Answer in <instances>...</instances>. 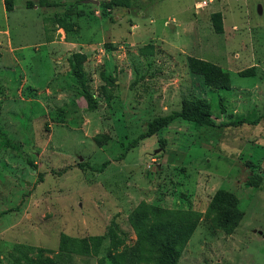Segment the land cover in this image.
I'll use <instances>...</instances> for the list:
<instances>
[{"label": "rangeland", "instance_id": "374dc122", "mask_svg": "<svg viewBox=\"0 0 264 264\" xmlns=\"http://www.w3.org/2000/svg\"><path fill=\"white\" fill-rule=\"evenodd\" d=\"M24 1L4 11L0 0V264H155V241L168 235L149 228L156 207L197 215L176 264H264V0L111 8L51 0L62 4L36 9ZM145 44L152 48L142 54ZM74 51L84 54L91 108L66 61ZM187 56L227 71L228 89L190 74ZM249 66L253 75H238ZM195 99L209 103L216 122L258 121L216 127L175 118L136 138L154 117ZM139 206L147 217L136 220L140 254L130 217ZM63 237L88 252L86 244L60 251Z\"/></svg>", "mask_w": 264, "mask_h": 264}, {"label": "trees", "instance_id": "16d2710c", "mask_svg": "<svg viewBox=\"0 0 264 264\" xmlns=\"http://www.w3.org/2000/svg\"><path fill=\"white\" fill-rule=\"evenodd\" d=\"M130 0H106L103 2V6L106 8L111 7H128ZM61 5L60 1L53 2L51 0H25L24 6L26 8H31L33 6L45 7L52 5ZM3 5L5 11H9L12 9V0H3ZM209 19L211 22V27L215 33L222 32V17L219 11H214L209 14ZM53 21L64 31L71 32L74 29V24L68 21L64 16H54ZM148 48V49H146ZM152 48L151 44H145L140 47L139 51L142 54L149 53ZM84 60V54L81 52H72L68 58L67 63L70 69V73L77 80L80 89L82 91V95L85 98L86 102L89 103L87 106L91 108L90 103L93 102L92 95L88 91L86 87V81L82 74L81 64ZM186 67L190 74L193 75H201L206 80L207 83L213 85L217 88L228 89L229 87V75L228 72L221 69L217 64L211 63L209 61H205L203 59L187 56L186 57ZM254 74L253 66L246 67L240 71H238V75L240 76H249ZM104 80H112L111 77L103 76ZM209 103L204 99H195V100H186L184 106L179 111H173L168 115L157 116L151 119L146 124V129L144 132L140 133L136 138H144L150 136L155 133L158 129L166 126L173 119L179 118L185 121L194 122L197 125H206V126H216L219 127L221 125H234L240 123H251L254 124L258 121V118L249 119L246 117H238L234 119H228V121L216 122L214 121L208 112ZM135 144V139H133L130 143H128L129 147H132ZM123 154V153H122ZM120 154V155H122ZM107 164V160L102 161V163L95 168L97 171H101L102 168ZM81 166V164H79ZM41 180V177L38 178ZM147 206V205H144ZM140 206L137 207L133 212L130 213V217L134 219L135 225L139 227L136 230L137 234V248L139 249V254L144 250V237L145 234L142 232L140 228V223L138 224L136 220L147 219L145 213L140 212ZM147 212V211H146ZM153 214L150 215L151 223L149 224L150 230L154 231L156 228L165 227L168 229V235L162 234L155 241V245L158 248V255H156L153 260L155 264H176V260L178 257V253L181 248L184 246L188 237L191 235L195 228L197 215L187 214L181 212H171L167 210H163L160 208H153ZM164 235V236H163ZM102 236H98L95 238L94 244L91 246L92 250L96 252L97 248L100 246ZM80 240H76L71 237H63L59 242L60 251H69L73 249L74 244L80 245L83 247L85 242H81ZM88 244H86L85 248L82 252L87 250Z\"/></svg>", "mask_w": 264, "mask_h": 264}, {"label": "crops", "instance_id": "0c3cea01", "mask_svg": "<svg viewBox=\"0 0 264 264\" xmlns=\"http://www.w3.org/2000/svg\"><path fill=\"white\" fill-rule=\"evenodd\" d=\"M210 1V0H209ZM53 2H55V1H53ZM1 4L3 5V0H1ZM197 5H206V2L204 1V0H202V2H198L197 3ZM12 7H13V5H12ZM36 7H39V6H33V7H31V8H33V9H36ZM45 7H49V6H45ZM39 8H42V7H39ZM3 9H4V5H3ZM12 10V9H11ZM11 10H9V11H11ZM4 11H5V9H4ZM214 12V11H213ZM260 12H261V9H260ZM211 13V12H210ZM209 13V14H210ZM222 17V16H221ZM58 28H60L59 26H58ZM61 29V28H60ZM65 41V40H64ZM75 41V36H73V37H70V40H66L65 42L66 43H68V42H74ZM74 52H76V51H74ZM79 52V51H78ZM82 53V52H81ZM67 61V60H66Z\"/></svg>", "mask_w": 264, "mask_h": 264}, {"label": "water", "instance_id": "95a60500", "mask_svg": "<svg viewBox=\"0 0 264 264\" xmlns=\"http://www.w3.org/2000/svg\"><path fill=\"white\" fill-rule=\"evenodd\" d=\"M257 11L260 13V6H257ZM258 234H260L262 237H264V230L263 231H257Z\"/></svg>", "mask_w": 264, "mask_h": 264}]
</instances>
